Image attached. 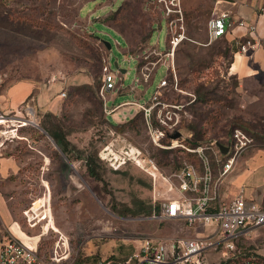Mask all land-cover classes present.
<instances>
[{"label":"rangeland","instance_id":"obj_1","mask_svg":"<svg viewBox=\"0 0 264 264\" xmlns=\"http://www.w3.org/2000/svg\"><path fill=\"white\" fill-rule=\"evenodd\" d=\"M126 1L0 0V89L39 79L48 91L46 103L54 101L51 108L26 103L20 117L2 115L6 122L0 124V135L24 139L10 144L20 169L11 178L17 188L7 197L16 199L22 210L33 205V211L42 209L47 214L49 206L55 226L50 228L56 232L41 239L39 249L49 250L62 235L70 248L67 264L128 261L143 239L160 233L159 205L165 197L176 195L175 190L166 192L168 178L185 164L201 170L204 156L216 180L222 159L216 143L224 145L233 128L240 127L253 138L247 150L264 144V84L231 73L238 43L225 38L209 41L210 0H139L142 4L136 13L126 3L112 17ZM151 22L157 24L149 43L142 42ZM178 35L182 39L173 56L176 79L166 78L159 104L150 111V129L141 111L135 123L115 127L137 109L124 106L105 115L96 95L102 84L101 57L118 87L106 96L109 109L125 101L148 103L165 76V65L170 64L164 51ZM132 51L143 59L140 68L128 55ZM114 62L125 73H119ZM142 72L149 75L147 82L139 79ZM82 74L89 79H82ZM62 92L65 96L56 99ZM167 112L172 122L178 120L173 129L182 138L171 139L174 130L159 122ZM16 120L26 121V126L16 127ZM44 128L63 140L66 153ZM196 149L199 154L191 152ZM129 151L138 155L135 161L117 170L108 165L112 155ZM86 163L99 180L89 176ZM153 164L159 172L156 180L148 174ZM196 227L203 235L217 237L212 226ZM189 230L193 233L194 227ZM262 255L264 229H257L238 239L234 253L219 246L196 259L200 264H247L251 256L262 259Z\"/></svg>","mask_w":264,"mask_h":264},{"label":"built area","instance_id":"obj_2","mask_svg":"<svg viewBox=\"0 0 264 264\" xmlns=\"http://www.w3.org/2000/svg\"><path fill=\"white\" fill-rule=\"evenodd\" d=\"M166 8L167 11H170L167 6ZM237 24L241 25V23L234 20L230 12L213 9L206 24L209 41L221 39ZM181 39L180 35L170 39L169 48L163 54L170 61V64L165 65V76L160 80L148 103L127 101L109 109L106 105L108 101L106 96L113 93L118 87L116 77L110 73L109 66L102 59L104 64L102 67L103 76L98 95L102 100L103 111L106 116L121 107L134 106L143 113L146 125L150 129V111L159 104L158 97L160 90L167 84L166 78L171 75L173 79H176L173 56ZM240 51L247 53L248 49L245 45H240ZM153 52L161 56L160 51L154 50ZM148 77L147 73L142 72L139 79L147 82ZM64 96L65 93L62 92L60 97ZM174 108L178 110L180 106ZM3 118L0 115V119ZM159 122L174 130L173 128L176 127L178 120L175 119L172 122V116L167 112L165 119L159 120ZM252 145L253 138L241 129L236 128L224 145L228 147V151L223 156L224 159L219 160L218 179L214 180L212 178L211 167L204 156L201 170L192 163L185 164L179 171L171 175L172 180L171 177L168 178L170 184L166 192L175 190L176 196L165 197L161 201L157 218L161 220L182 219L190 225L212 226L217 237L179 239L171 243L143 239L137 251L128 261L120 262L106 259L101 261L100 264H200L196 259L197 256L209 248L216 250L219 246H222L227 252L234 253L241 235L257 229H264V208L256 203H247L242 192H238L234 197L224 201L218 197L217 187L220 179L232 171L237 158ZM191 152L199 154L200 149ZM137 156L136 153L129 151L119 155L114 154L107 162L113 170H117L129 162L135 161ZM151 169L157 171L154 164L151 165ZM149 175L154 179V176ZM216 199H220L222 202L215 203ZM32 206L22 210L21 220L15 221L13 224L26 235V238L17 235L9 228L2 233L0 264H67L70 257V248L68 241L62 235L55 238L49 250L40 251L41 239L56 231L52 228L44 231V227L49 222V216L42 209L37 212L33 211ZM211 209L212 211H210ZM132 260H134L133 263H131ZM247 264H264V255L262 259L251 256L247 260Z\"/></svg>","mask_w":264,"mask_h":264},{"label":"crops","instance_id":"obj_3","mask_svg":"<svg viewBox=\"0 0 264 264\" xmlns=\"http://www.w3.org/2000/svg\"><path fill=\"white\" fill-rule=\"evenodd\" d=\"M210 3L211 9L228 11L237 23H241V25H235L222 37L228 42L245 45L248 49V53L239 51L234 54L230 65L231 73L237 74L242 80H255L264 84V0H210ZM81 78L89 79L85 74H82ZM138 94L135 93L134 96L138 97ZM47 97L48 91L42 89L39 79L14 82L3 90L0 89V114L4 117L10 114L20 117L23 106L30 102L34 108H51L54 106V101L50 105L47 104ZM59 98L60 95H57L56 99ZM138 112L140 111L137 109L136 113ZM21 140L24 139L14 137L8 139L0 135V239L2 233L8 228L26 238L24 233L13 226L21 216L22 208L17 204L16 199L7 197L11 189L17 188L18 184L12 182L11 178L18 175L20 169V162L11 152L13 147L10 144H18ZM238 192L243 193L247 203L255 202L264 207V148L257 146L243 151L237 158L232 171L220 179L217 187V195L220 199L232 198ZM197 225H190L182 219L163 220L160 233L154 235L155 238L152 240L171 243L179 239L212 237V235H203V232L196 227ZM188 226L194 227L193 233ZM254 231L245 233L240 238Z\"/></svg>","mask_w":264,"mask_h":264},{"label":"trees","instance_id":"obj_4","mask_svg":"<svg viewBox=\"0 0 264 264\" xmlns=\"http://www.w3.org/2000/svg\"><path fill=\"white\" fill-rule=\"evenodd\" d=\"M131 1H133V3H131ZM145 1H146V0H144V2H145ZM126 3H129V4H130V6H131V11H133L134 13H136V11H137V7L140 6V5L142 4V2H140L139 0H127V1L124 2L122 5H119V6L116 8V12L113 13L111 16H112V17L117 16V15L121 12V10H122L124 7H126V5H127ZM134 17H135V16H133L132 19H134ZM108 19H109V18H108ZM155 24H157V22H151V23H150L148 32L144 35V38L142 37V39H143V40H141L142 42H148V43H149L150 37H151V35H152L153 31H154V25H155ZM158 24H159V23H158ZM141 51H142V50L139 49V52H141ZM139 52H138V51H132V52L128 53V55H129V56H134V58H135L136 61H137V67L140 68V67L144 64V62H143L142 57H139V56L137 55ZM174 53H175V52H174ZM102 59H103V58L101 57V60H102ZM102 65H103V64H102ZM102 67H103V66H102ZM137 67H136V68H137ZM91 68L93 69V67H91ZM87 75H88L90 78L94 79L93 74H92V72H91L90 70H87ZM170 76H171V75H170ZM170 76H169V77H170ZM100 86H101V84H100ZM100 86H99L98 89L96 90V95H97L98 99L100 100L101 105H103L102 100L100 99V97H99V95H98V90H99ZM140 114H141L140 112L136 113L131 119H129L128 121L123 122V123H121V124H117V125H115V127L122 126V125L125 124V123H129V124L135 123V121L137 120V118H139V117L141 116ZM236 128H238V127H235V128H233V129L231 130L230 135H231L232 131H233L234 129H236ZM44 129H45V128H44ZM239 129H240V127H239ZM190 130L193 131V128L190 127ZM241 130L244 131L243 129H241ZM45 131H46L47 133H49V135L55 140L56 144L59 146V148H61V151H62L63 153H66V146L64 145L63 140H62L61 138L57 137V136H54V135L50 134L49 130L45 129ZM244 132H245V131H244ZM193 137H194V135H193ZM228 138H230V136H229ZM228 140H229V139H228ZM190 142L193 143V140H191ZM227 142H228V141H227ZM227 142H226V143H227ZM226 143H225V144H226ZM219 144H220V143H219ZM225 144H224V145H225ZM258 147H260V148H264V144H262V145H260V146H258ZM219 153H220V152H219ZM219 155H220V158L224 159V157L221 156V154H219ZM86 164H87V172H88L89 176L92 177V178H94L95 180H99L98 175L96 174V172L94 171V169L91 167V165L88 164V163H86ZM127 164H128V163H127ZM127 164H126V165H127ZM126 165H125V166H126ZM123 167H124V166H123ZM196 167H197V165H196ZM148 213H151L150 210L148 211ZM113 261H114V260H113Z\"/></svg>","mask_w":264,"mask_h":264},{"label":"water","instance_id":"obj_5","mask_svg":"<svg viewBox=\"0 0 264 264\" xmlns=\"http://www.w3.org/2000/svg\"><path fill=\"white\" fill-rule=\"evenodd\" d=\"M101 42L104 44V46L106 47L107 50L110 49V45H109L107 42H105V41H101ZM114 68H115L119 73H125V70L120 69V68L118 67V65H117L116 62H114ZM182 137H183V135H182V133H180L179 131H174V133L170 136L171 139H180V138H182ZM216 147L219 149L220 154H221L222 156H224V155L227 153V151H228V147H227V146H224V145H222V144L216 143Z\"/></svg>","mask_w":264,"mask_h":264},{"label":"bare ground","instance_id":"obj_6","mask_svg":"<svg viewBox=\"0 0 264 264\" xmlns=\"http://www.w3.org/2000/svg\"><path fill=\"white\" fill-rule=\"evenodd\" d=\"M5 122L6 121L4 119H0V124L1 123L4 124ZM17 123H18V125H16V127H21L23 125H26V121H24V120L17 121ZM157 173H159V172L158 171L157 172L156 171L149 172V174L154 176V180L157 179V176H158ZM47 215L49 216V222H48L47 226L44 227V231H47L50 227H52L53 229L55 228V226H53V223H52V214L50 212L49 206H48V210H47Z\"/></svg>","mask_w":264,"mask_h":264}]
</instances>
